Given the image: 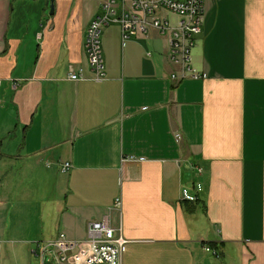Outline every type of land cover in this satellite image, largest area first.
Instances as JSON below:
<instances>
[{
    "label": "crops",
    "instance_id": "1",
    "mask_svg": "<svg viewBox=\"0 0 264 264\" xmlns=\"http://www.w3.org/2000/svg\"><path fill=\"white\" fill-rule=\"evenodd\" d=\"M92 2L54 0L49 15L50 0H0V233L12 169L56 164L48 240H86L107 219L121 264H264V0H204L201 78L181 81L165 37L123 42L117 26L100 36L106 77L91 80ZM69 66L89 80L69 81Z\"/></svg>",
    "mask_w": 264,
    "mask_h": 264
},
{
    "label": "built area",
    "instance_id": "2",
    "mask_svg": "<svg viewBox=\"0 0 264 264\" xmlns=\"http://www.w3.org/2000/svg\"><path fill=\"white\" fill-rule=\"evenodd\" d=\"M97 4L98 13L90 21L84 37V52L91 80L102 81L106 77L101 48V32L110 26H117L121 40L136 39L150 32L167 39V61L181 70L172 74L173 81L186 78L199 80L201 75L191 67V53L196 37L201 32L204 15V0H92ZM67 79L72 82L89 80L82 71L68 67ZM13 84V89L17 88ZM69 164L64 163L61 171L67 172ZM201 172L200 169L197 170ZM196 193L201 191L195 185ZM181 197L193 202L195 195L182 190ZM120 206L119 200L116 207ZM86 240H70L63 235L54 240L36 243L31 254L40 264H121L126 240L121 235V227L112 228L107 219L93 221L87 226ZM205 251L214 250L205 248Z\"/></svg>",
    "mask_w": 264,
    "mask_h": 264
},
{
    "label": "rangeland",
    "instance_id": "3",
    "mask_svg": "<svg viewBox=\"0 0 264 264\" xmlns=\"http://www.w3.org/2000/svg\"><path fill=\"white\" fill-rule=\"evenodd\" d=\"M96 5L92 2L93 9ZM58 172L56 164H52L50 168L44 166V169L39 170L12 169L11 178L15 180L11 186L12 201L18 203L0 233V264H40V260L33 256L31 251L36 248V243L49 241L47 219L50 215L54 216L55 207L58 209L62 206V184L59 182L57 187L56 178L63 175ZM22 212H35L41 224L35 223L33 215L26 217L21 215ZM25 236H33L36 240L30 241L31 243L23 242Z\"/></svg>",
    "mask_w": 264,
    "mask_h": 264
},
{
    "label": "water",
    "instance_id": "4",
    "mask_svg": "<svg viewBox=\"0 0 264 264\" xmlns=\"http://www.w3.org/2000/svg\"><path fill=\"white\" fill-rule=\"evenodd\" d=\"M53 10H54V0H50V11H49V15L53 14Z\"/></svg>",
    "mask_w": 264,
    "mask_h": 264
}]
</instances>
